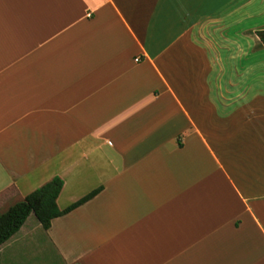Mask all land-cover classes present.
<instances>
[{
	"label": "crops",
	"instance_id": "obj_1",
	"mask_svg": "<svg viewBox=\"0 0 264 264\" xmlns=\"http://www.w3.org/2000/svg\"><path fill=\"white\" fill-rule=\"evenodd\" d=\"M260 31L264 0H0V215L100 189L0 264L39 235L61 264H264Z\"/></svg>",
	"mask_w": 264,
	"mask_h": 264
},
{
	"label": "trees",
	"instance_id": "obj_2",
	"mask_svg": "<svg viewBox=\"0 0 264 264\" xmlns=\"http://www.w3.org/2000/svg\"><path fill=\"white\" fill-rule=\"evenodd\" d=\"M257 36L264 46V31L258 32ZM62 186V180L54 177L0 215V246L20 230L30 215L34 216L43 230H47L53 219L71 212L73 209L89 201L100 191V189H96L65 209L59 210L56 200Z\"/></svg>",
	"mask_w": 264,
	"mask_h": 264
},
{
	"label": "rangeland",
	"instance_id": "obj_3",
	"mask_svg": "<svg viewBox=\"0 0 264 264\" xmlns=\"http://www.w3.org/2000/svg\"><path fill=\"white\" fill-rule=\"evenodd\" d=\"M31 221L32 220L27 222L26 228L28 227V225H30ZM26 252L29 253V258L33 257L32 261L36 264H61L54 250L51 248V246L48 244V242L42 235H39L37 237L36 241L29 247L28 251ZM20 262L27 263L28 260H26L24 257H20ZM20 262L18 264H20Z\"/></svg>",
	"mask_w": 264,
	"mask_h": 264
}]
</instances>
